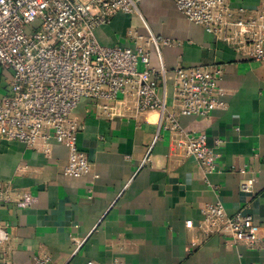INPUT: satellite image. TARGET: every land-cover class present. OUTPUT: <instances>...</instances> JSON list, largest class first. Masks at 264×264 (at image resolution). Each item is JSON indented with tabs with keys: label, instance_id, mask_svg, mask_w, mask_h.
Segmentation results:
<instances>
[{
	"label": "crops",
	"instance_id": "0c3cea01",
	"mask_svg": "<svg viewBox=\"0 0 264 264\" xmlns=\"http://www.w3.org/2000/svg\"><path fill=\"white\" fill-rule=\"evenodd\" d=\"M262 1L228 0L234 9ZM131 28L173 42L161 47L167 73L157 75L168 105L176 66L222 67L224 106L206 117L179 118L185 130L206 134L209 146L223 140L215 168L207 170L176 147L158 112L106 118L83 98L72 116L81 126L78 148L91 163L85 175L64 173L68 150L62 144L52 142L45 154L0 138V184L14 198L30 196L25 207L0 208L11 236L0 257L11 264H28L36 254H48L50 264H264V60L190 22L173 0H141L135 13H116L96 36L103 45H131ZM150 65L159 68L153 49ZM249 180L252 191H242ZM216 200L228 215L252 216L261 236L256 248L203 234L200 205Z\"/></svg>",
	"mask_w": 264,
	"mask_h": 264
},
{
	"label": "built area",
	"instance_id": "2783aa9c",
	"mask_svg": "<svg viewBox=\"0 0 264 264\" xmlns=\"http://www.w3.org/2000/svg\"><path fill=\"white\" fill-rule=\"evenodd\" d=\"M141 0H0V138L16 140L47 153L52 142L68 150L63 168L68 175H85L91 163L77 145L79 122L73 110L83 98L96 103L106 118H138L149 111L159 114L173 144L186 156L211 171L223 142L207 144L204 133L185 130L179 118L206 117L224 106L227 91L219 85L221 66H182L173 70L170 105L158 92V76L167 73L161 47L172 40L150 31H127L131 45L101 44L96 29L118 12L135 13ZM192 23L242 54L264 60V0L259 7L232 8L228 0H173ZM151 49L159 68L150 65ZM252 181L240 185L252 191ZM27 193L14 198L10 187L0 184V208L25 207ZM198 227L207 236L222 234L232 243L256 248L261 236L250 214L225 212L221 201L200 205ZM0 223V256L10 240ZM79 246L81 242L75 241ZM4 254V252H3ZM48 254H36L28 264H50ZM0 264H11L0 257ZM87 264H96L88 262ZM112 264H121L114 260ZM247 264H254L248 262Z\"/></svg>",
	"mask_w": 264,
	"mask_h": 264
}]
</instances>
